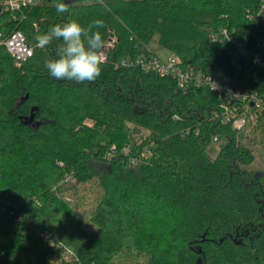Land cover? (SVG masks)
Here are the masks:
<instances>
[{"label": "trees", "instance_id": "trees-1", "mask_svg": "<svg viewBox=\"0 0 264 264\" xmlns=\"http://www.w3.org/2000/svg\"><path fill=\"white\" fill-rule=\"evenodd\" d=\"M263 8L264 0H45L1 13L0 4V32L21 31L34 49L17 67L0 48V264H264V108L239 131L214 119L220 100L207 87L181 89L172 76L120 65L158 56L149 50L158 36L182 68L257 90L260 67L246 56L234 65L230 40L264 44ZM71 20H102V51L114 41L94 83L57 80L44 66L62 41L41 48L35 37ZM71 174L95 181L87 220L86 198L62 195Z\"/></svg>", "mask_w": 264, "mask_h": 264}, {"label": "built area", "instance_id": "built-area-1", "mask_svg": "<svg viewBox=\"0 0 264 264\" xmlns=\"http://www.w3.org/2000/svg\"><path fill=\"white\" fill-rule=\"evenodd\" d=\"M43 1L45 0H0L1 13L18 12L23 8L35 6ZM263 11L264 8L262 9ZM224 34L227 36L226 31H224ZM230 42L234 44L236 50L232 63L237 65V62L243 56H246L244 52L246 44L242 41L230 40ZM1 47L5 48L17 67H22L34 56V49L29 45L26 36L21 31H15L7 36H4V33L0 32ZM113 47L114 41L111 40L107 43L106 49L102 51L103 62L107 61V52ZM251 62L256 68L261 67L264 60L263 57L257 55L255 62ZM120 65L123 67L138 66L144 71L154 70L162 76H172L181 89H187L191 86L207 87L220 100L219 108L214 113V119L220 120L223 124L231 125L239 131L245 130L250 122H255L254 111H261L264 108V98L260 96L257 90L242 88L239 86L237 80L224 77L218 72L213 71L205 74L196 72L194 68L184 69L181 67L180 60L174 54L167 59H162L160 56L153 54L126 58L120 62ZM237 70H240L239 66ZM214 88L215 90H213ZM213 141L218 142L219 137L215 136ZM125 151L128 152V149ZM71 179H73L72 174L66 176L65 181H70ZM7 208H9L8 204L4 206V210H7ZM8 210L11 215L15 214L12 209ZM64 251L68 259H73L74 254L71 251L67 249H64Z\"/></svg>", "mask_w": 264, "mask_h": 264}, {"label": "clouds", "instance_id": "clouds-1", "mask_svg": "<svg viewBox=\"0 0 264 264\" xmlns=\"http://www.w3.org/2000/svg\"><path fill=\"white\" fill-rule=\"evenodd\" d=\"M57 11L64 13L68 9L65 4L60 3ZM103 27L102 20H95L87 27L71 20L51 27L47 33L37 35V46L41 48L49 46L53 41H62L55 50V58L44 61L48 74L57 80L77 84L94 83L102 74L104 44L101 32L95 29Z\"/></svg>", "mask_w": 264, "mask_h": 264}, {"label": "rangeland", "instance_id": "rangeland-1", "mask_svg": "<svg viewBox=\"0 0 264 264\" xmlns=\"http://www.w3.org/2000/svg\"><path fill=\"white\" fill-rule=\"evenodd\" d=\"M158 40L159 37L156 36L152 43L149 45V50L156 52L162 59H167L168 57L172 56L173 53L160 47ZM244 52L250 61L255 62L257 55L260 57L264 56V44L260 43L258 37L252 35L246 42V49L244 50ZM211 72L213 71L211 70ZM253 84L257 90L264 92V63L259 69L254 71ZM253 123L255 122L253 121ZM219 149L220 143L213 142L208 149L210 157L215 158L219 152ZM70 182L71 183L64 186V192L62 193V195L69 200H72L71 198H79L82 201V198H86L85 201L81 203L79 211L85 214L87 220L89 212L92 208L91 202L95 196V181L81 182L78 179H71ZM84 189L88 190V192L84 191ZM142 262H145V260H143Z\"/></svg>", "mask_w": 264, "mask_h": 264}, {"label": "water", "instance_id": "water-1", "mask_svg": "<svg viewBox=\"0 0 264 264\" xmlns=\"http://www.w3.org/2000/svg\"><path fill=\"white\" fill-rule=\"evenodd\" d=\"M261 44H263V43L261 42ZM31 119H32V117H31Z\"/></svg>", "mask_w": 264, "mask_h": 264}]
</instances>
